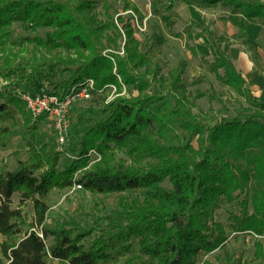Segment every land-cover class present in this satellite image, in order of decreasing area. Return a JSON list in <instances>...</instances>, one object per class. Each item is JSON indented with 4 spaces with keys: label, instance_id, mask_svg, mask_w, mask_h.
<instances>
[{
    "label": "trees",
    "instance_id": "obj_1",
    "mask_svg": "<svg viewBox=\"0 0 264 264\" xmlns=\"http://www.w3.org/2000/svg\"><path fill=\"white\" fill-rule=\"evenodd\" d=\"M99 1L105 18L94 12ZM196 1L219 3L264 19V0ZM109 10L108 0H0L2 54L14 22L26 29L49 27L44 36L27 38L34 49L30 56L17 60L10 52L2 55L3 68L9 70L3 72L0 66V72L17 76L14 84L19 90H0V149L11 134L6 121L15 124L20 114L27 130L28 157L19 159L15 168L0 169V250L5 259L0 264H108L118 255H125L123 264H197L200 251L209 253L228 238L225 226L214 219L215 210L221 201L233 202L241 194V212L231 215V227L264 234V97L253 92L231 55L209 43L213 53L209 70L249 105L214 124L204 122L206 115L190 107L191 94L183 78L186 62L171 69L168 81L157 65L151 66L152 58L142 50L131 22L118 15L117 20L123 21L119 26ZM134 10L138 11L136 6ZM121 29L122 54L104 44L123 37ZM43 48L69 52L46 55ZM192 51L200 55L195 47ZM19 71L27 73L18 77ZM86 77L99 91L108 83L119 89L124 83L138 93L113 97L92 109L94 116L79 113L66 133L65 149L75 158L59 169L65 150L59 148L56 135L41 129L47 114L33 115L21 91L64 97ZM92 147L99 158L86 167ZM122 150L129 161L118 156ZM78 168L84 169L74 178ZM76 181L93 193L139 190L140 194L131 200L121 195L120 208L86 244L83 239L94 228L74 220L46 223L50 191ZM15 192L21 195L18 205L13 201ZM28 201L33 208L30 222L21 206ZM255 248L261 257V240L255 241Z\"/></svg>",
    "mask_w": 264,
    "mask_h": 264
},
{
    "label": "rangeland",
    "instance_id": "obj_2",
    "mask_svg": "<svg viewBox=\"0 0 264 264\" xmlns=\"http://www.w3.org/2000/svg\"><path fill=\"white\" fill-rule=\"evenodd\" d=\"M172 1L174 0H108L110 4L109 12L114 16L118 25H123V21L117 20L118 15L124 21L131 22L134 35L140 40L142 50L152 58L151 66L155 69L157 65L168 81H170L171 69L179 66L182 60L186 62L183 78L191 94L190 107L194 113L201 115L204 113L206 115L204 122L214 124L220 120L221 116L236 114L238 108L248 106L249 103L234 88L218 79L216 74L209 70L208 63L213 60V55L203 41L204 37L200 36L199 28L189 25L184 15L185 19L180 23L173 22L175 16L172 12L162 15L166 5ZM134 6L137 7L138 11L134 10ZM220 10L217 11V17L221 13ZM94 12L99 18H105L106 15L101 1L95 3ZM224 13H226L225 10ZM48 28L26 29L20 22H14L8 28L10 35L5 38L4 54L10 52L12 58L17 60L23 59L24 56H30L34 49L33 44L28 42L27 38L35 35L44 36ZM121 30L123 31V37H118L116 43L104 41L106 49L115 50L121 54L124 52L125 35L124 29ZM192 47H195L200 55H195ZM67 52H69L67 49L43 48L41 53L54 55L67 54ZM2 53L1 50L0 66L5 72L9 69L3 68L4 54ZM201 56L205 59L201 60ZM26 73L27 71H19L17 75L20 77ZM16 78L17 76L14 74H11V77H6L0 72V90L10 89L18 92L19 87L14 84ZM87 81L93 83L92 88L94 90L89 96L78 97L71 102L67 113L66 133L77 121L76 117L79 113L94 116L91 110H98L113 97L121 94L134 95L138 93V89L129 90L124 83L121 84V89L113 83H108L99 91L95 88V82L91 77H86L82 83H87ZM45 84L51 86L48 81H45ZM148 90L151 91L152 87H149ZM261 95L264 94L261 93ZM6 122L11 125V134L7 146L0 149V169L15 168L19 163V159L28 157L27 130L24 127L22 116L20 114L16 115L15 124H12L11 119ZM40 126L42 130L56 135L57 139V130L53 120L46 117L41 120ZM178 130L180 129L178 128ZM193 143L198 146L197 136L193 139ZM58 144L59 148L64 149L65 152L61 154L57 167L64 169L75 156L65 149L66 134L64 143L58 141ZM93 149L95 150L94 147L89 150L90 160L86 167L92 165L99 158L93 155V152H95ZM118 156L129 161L123 150L118 152ZM83 169L78 168L74 172V178H78ZM163 184L168 186L169 182L164 181ZM73 185L74 183L63 188L54 187L50 191L47 198L49 209L46 223L54 226L57 221L74 220L82 226L94 228V231L83 239L86 244H90L95 235L101 233L100 226L106 225L109 216L120 208L121 195H124V200H131L134 196L140 194L139 190L110 192L108 194L93 193L83 187L73 188ZM242 196L241 194L233 202L221 201L219 207L215 210L214 219L225 226L228 238L221 246L209 253L200 251L197 256V264H205V261H211L214 264H264V254L258 257L255 248V241L258 239L262 241L264 246V234L260 235L250 230L236 231L231 227V215L241 212L240 200ZM20 200V193L15 192L13 195L14 205H18ZM21 206L24 218L30 222L33 219L32 203L28 201ZM132 242L136 243L137 238H133ZM0 260H5L1 250ZM124 261L125 255H118L117 259H112L108 264H123ZM55 264L65 263L55 261Z\"/></svg>",
    "mask_w": 264,
    "mask_h": 264
},
{
    "label": "crops",
    "instance_id": "obj_3",
    "mask_svg": "<svg viewBox=\"0 0 264 264\" xmlns=\"http://www.w3.org/2000/svg\"><path fill=\"white\" fill-rule=\"evenodd\" d=\"M170 4L162 15L174 13V23L182 22L185 16L189 25L199 28L211 53L209 43H215L231 55L237 70L251 82L253 92L264 94V19L233 12L219 3L208 5L196 0H174ZM219 9L221 13L217 17Z\"/></svg>",
    "mask_w": 264,
    "mask_h": 264
},
{
    "label": "built area",
    "instance_id": "obj_4",
    "mask_svg": "<svg viewBox=\"0 0 264 264\" xmlns=\"http://www.w3.org/2000/svg\"><path fill=\"white\" fill-rule=\"evenodd\" d=\"M92 86L93 83H88V81L87 83L77 84L73 86L71 91L64 97L46 92L32 95L27 91H21V97L24 99L26 106L31 110L33 115L36 116L40 113H46L47 117L54 121L57 130V139L60 143H64L66 123L68 120V107L71 102L78 97L89 96ZM94 151L93 155L99 157L98 152L96 150ZM76 187H82V184L76 181L73 188Z\"/></svg>",
    "mask_w": 264,
    "mask_h": 264
}]
</instances>
